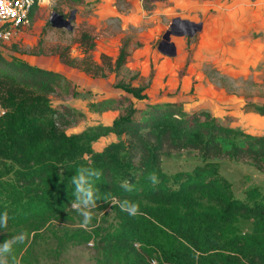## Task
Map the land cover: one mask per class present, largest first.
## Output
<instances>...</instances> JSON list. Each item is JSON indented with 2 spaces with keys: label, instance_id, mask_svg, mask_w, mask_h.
Returning a JSON list of instances; mask_svg holds the SVG:
<instances>
[{
  "label": "trees",
  "instance_id": "16d2710c",
  "mask_svg": "<svg viewBox=\"0 0 264 264\" xmlns=\"http://www.w3.org/2000/svg\"><path fill=\"white\" fill-rule=\"evenodd\" d=\"M156 1L162 0H142V5L150 9ZM37 4L35 0L31 20ZM87 37L83 33L81 39ZM85 52L81 58L71 57L67 47L57 53L64 63L101 74L103 65ZM100 57L111 68L109 56ZM123 60L124 53L116 64ZM63 79L59 71L7 58L0 50V159L10 162L8 168L0 167V213L11 217L8 228L0 229V242L22 231L30 234L53 218H68L71 177L85 165L102 171L97 182L101 192L137 202L143 213L132 217L112 206L113 220L106 228L74 232L77 240H93L99 264H264V194L248 189L245 197L235 196L212 161L173 173L161 166L163 153L184 148L197 149L205 158L228 154L260 165L264 135L234 131L207 111L186 116L174 106L155 104L148 106L144 119L131 118L132 108L111 125L66 133L73 109H58L49 97ZM125 89L142 97L137 88ZM255 108L264 112L263 106ZM108 131L126 133L129 141L94 151L91 140ZM229 132L243 136V144L234 138L224 149L218 135ZM150 173L156 183L148 179ZM125 180L133 192L120 187ZM239 217L251 219V230L238 229ZM21 261L29 262L25 254Z\"/></svg>",
  "mask_w": 264,
  "mask_h": 264
},
{
  "label": "rangeland",
  "instance_id": "374dc122",
  "mask_svg": "<svg viewBox=\"0 0 264 264\" xmlns=\"http://www.w3.org/2000/svg\"><path fill=\"white\" fill-rule=\"evenodd\" d=\"M72 10L71 29L51 24L52 11L67 17ZM175 16L201 21L202 26L192 34L183 27L181 34H171L176 52L168 55L158 43ZM83 33L88 34L85 40ZM65 47L74 58L89 51L103 72L92 74L62 62L57 52ZM0 50L7 58L17 56L66 77L49 96L58 109L62 105L73 109L66 133L111 125L132 108L131 118L144 119L148 106L155 104L174 106L177 114L186 116L207 111L234 131L264 135V112L255 108H264V0H162L150 9L142 0H57L50 10L38 0L33 19L1 42ZM101 53L109 56L111 68L102 63ZM123 53L124 60L117 65ZM124 87L137 88L142 97ZM218 136L224 149L234 138L241 144L245 139L234 132ZM120 140L127 143L129 137L108 131L92 139L91 147L100 151ZM207 161L216 164L235 196L245 197L248 189L264 194V159L257 165L250 158L228 154L205 158L197 149L184 148L163 153L161 166L173 173ZM8 166V160L0 159V167ZM113 209L100 203L96 227L106 228ZM69 214L31 230L30 240L15 255L16 264H99L95 247L89 246L93 240L75 239L82 218L71 208ZM237 224L241 231L252 228L251 219L244 217ZM23 254L29 262L21 261Z\"/></svg>",
  "mask_w": 264,
  "mask_h": 264
},
{
  "label": "clouds",
  "instance_id": "9594fccd",
  "mask_svg": "<svg viewBox=\"0 0 264 264\" xmlns=\"http://www.w3.org/2000/svg\"><path fill=\"white\" fill-rule=\"evenodd\" d=\"M56 2L57 0H39L40 6L49 10L56 6ZM60 176L63 179V172L60 173ZM102 176L101 170L81 165L75 170V175L71 177L70 189L73 199L70 208L82 218L80 227L86 231H92L96 226L93 222L98 220L96 210L102 201L118 207L122 212L132 217L143 214L139 203L128 199H118L110 192H101L97 182L101 180ZM148 179L153 183L157 182V177L154 174L150 173ZM120 187L128 193L134 191V186L127 180L123 181ZM10 219L7 211L0 213V229L6 230ZM29 240L30 234L22 231L0 242V264H16L14 255L16 247ZM89 246H93L91 241Z\"/></svg>",
  "mask_w": 264,
  "mask_h": 264
},
{
  "label": "water",
  "instance_id": "95a60500",
  "mask_svg": "<svg viewBox=\"0 0 264 264\" xmlns=\"http://www.w3.org/2000/svg\"><path fill=\"white\" fill-rule=\"evenodd\" d=\"M75 16V10L70 11V14L66 17L64 14L58 11H52L50 15V22L56 27H66L67 29L72 28L71 21ZM202 26V22H195L188 18H182L175 16L171 20L169 27L162 34V38L158 43V49L168 55H173L176 52V45L171 40V34H181L180 27L187 28L188 34H192L195 30H199Z\"/></svg>",
  "mask_w": 264,
  "mask_h": 264
},
{
  "label": "built area",
  "instance_id": "2783aa9c",
  "mask_svg": "<svg viewBox=\"0 0 264 264\" xmlns=\"http://www.w3.org/2000/svg\"><path fill=\"white\" fill-rule=\"evenodd\" d=\"M35 0H2L0 12V43L8 41L19 28L30 22ZM12 13H16L13 15Z\"/></svg>",
  "mask_w": 264,
  "mask_h": 264
},
{
  "label": "snow or ice",
  "instance_id": "6c2138e0",
  "mask_svg": "<svg viewBox=\"0 0 264 264\" xmlns=\"http://www.w3.org/2000/svg\"><path fill=\"white\" fill-rule=\"evenodd\" d=\"M0 4H2V0H0ZM2 7H0V12H2ZM13 15H16V13H12Z\"/></svg>",
  "mask_w": 264,
  "mask_h": 264
}]
</instances>
